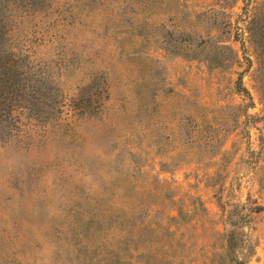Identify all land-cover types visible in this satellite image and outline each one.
Returning <instances> with one entry per match:
<instances>
[{
    "label": "rangeland",
    "instance_id": "rangeland-1",
    "mask_svg": "<svg viewBox=\"0 0 264 264\" xmlns=\"http://www.w3.org/2000/svg\"><path fill=\"white\" fill-rule=\"evenodd\" d=\"M0 264H264V0H0Z\"/></svg>",
    "mask_w": 264,
    "mask_h": 264
}]
</instances>
